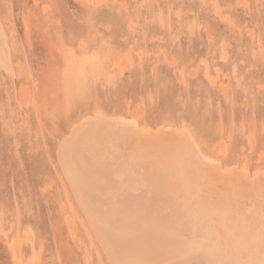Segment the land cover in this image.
I'll use <instances>...</instances> for the list:
<instances>
[{
    "label": "rangeland",
    "instance_id": "1",
    "mask_svg": "<svg viewBox=\"0 0 264 264\" xmlns=\"http://www.w3.org/2000/svg\"><path fill=\"white\" fill-rule=\"evenodd\" d=\"M0 13L19 66L0 69V264H109L56 149L94 110L184 124L264 164V0H0Z\"/></svg>",
    "mask_w": 264,
    "mask_h": 264
},
{
    "label": "bare ground",
    "instance_id": "2",
    "mask_svg": "<svg viewBox=\"0 0 264 264\" xmlns=\"http://www.w3.org/2000/svg\"><path fill=\"white\" fill-rule=\"evenodd\" d=\"M15 57L0 13V69L15 74ZM94 111L56 149L109 264H264V164L184 124Z\"/></svg>",
    "mask_w": 264,
    "mask_h": 264
}]
</instances>
